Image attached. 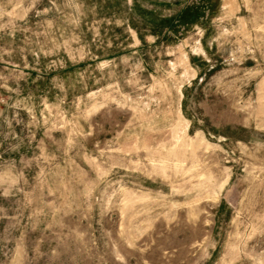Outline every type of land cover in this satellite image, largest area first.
<instances>
[{
	"label": "rangeland",
	"instance_id": "1",
	"mask_svg": "<svg viewBox=\"0 0 264 264\" xmlns=\"http://www.w3.org/2000/svg\"><path fill=\"white\" fill-rule=\"evenodd\" d=\"M0 0V264H264V0Z\"/></svg>",
	"mask_w": 264,
	"mask_h": 264
},
{
	"label": "bare ground",
	"instance_id": "2",
	"mask_svg": "<svg viewBox=\"0 0 264 264\" xmlns=\"http://www.w3.org/2000/svg\"><path fill=\"white\" fill-rule=\"evenodd\" d=\"M228 0L224 1V3H227Z\"/></svg>",
	"mask_w": 264,
	"mask_h": 264
}]
</instances>
